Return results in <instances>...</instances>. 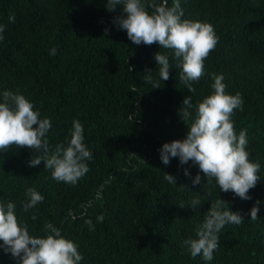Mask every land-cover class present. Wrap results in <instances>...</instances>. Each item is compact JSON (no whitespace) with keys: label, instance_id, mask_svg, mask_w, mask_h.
Returning a JSON list of instances; mask_svg holds the SVG:
<instances>
[{"label":"trees","instance_id":"1","mask_svg":"<svg viewBox=\"0 0 264 264\" xmlns=\"http://www.w3.org/2000/svg\"><path fill=\"white\" fill-rule=\"evenodd\" d=\"M172 3L168 0L169 7ZM180 5L182 19L210 23L219 38L204 75L193 82L195 93L180 82L181 60L171 50L158 43L137 46L117 28L119 6L109 12L106 0H0V25L6 26L0 101L4 91H18L41 119L51 120L49 154L66 145L78 120L93 154L90 171L71 185L53 180L43 161L29 167L32 156L42 153L17 146L0 152V203L16 205L30 235L46 236L49 222L59 228L78 244L80 264H264V0H180ZM160 51L169 57L167 81L155 71ZM146 70L153 71L151 80ZM212 74L223 75L227 94L243 98V109L231 119L237 135L246 130L249 159L260 164V181L249 190V200L220 191L191 161L181 165L173 158L164 165L160 159L164 143L187 136L178 115L182 101L191 96L194 117L195 106L213 92ZM155 82L160 88H153ZM165 173L176 177V185ZM198 173L201 183L193 186ZM29 188L44 200L25 212ZM197 197L202 203L192 209ZM220 198L244 221L222 229L213 260L193 259L182 243L195 237L196 226ZM258 200L259 217L252 221L250 209ZM0 264L18 262L0 249Z\"/></svg>","mask_w":264,"mask_h":264},{"label":"clouds","instance_id":"2","mask_svg":"<svg viewBox=\"0 0 264 264\" xmlns=\"http://www.w3.org/2000/svg\"><path fill=\"white\" fill-rule=\"evenodd\" d=\"M121 8V14L113 19L120 30H125L128 39L135 45H152L158 43L161 49H168L181 60L180 82L189 92L195 93L193 82L199 81L204 75L205 61L215 49L218 36L210 23L182 19L183 9L180 0H173L169 7L168 0H106V9L115 12ZM152 9L150 13L147 9ZM14 20L13 17L9 18ZM6 26L0 25V41L4 40ZM109 29H105V33ZM56 50L52 49V55ZM159 79L167 81L170 78V62L161 51L155 54ZM134 66L129 67L130 72ZM145 76L151 80L153 71L146 70ZM212 94L205 97L195 106V116L191 96H186L178 115L186 124L188 133L183 140L164 143L159 149L160 159L164 165H169L173 158H179L181 165L198 166L203 177L208 181L215 180L220 191L234 193L235 196L249 200V190L253 189L260 177V164L249 159L246 150L248 139L246 130L237 135L232 116L237 109H243L241 94H227L223 75L212 74ZM153 88H160L158 82ZM135 91V89H133ZM130 120L133 116L129 115ZM191 120V124L187 122ZM52 127L49 118L41 119L40 113L34 110L33 104L18 91H4L0 101V152L12 146L28 148L31 152L42 153L32 156L29 167H35L43 161L45 168L51 170L52 179L56 182L75 185L90 171L88 161L92 152L84 143V128L77 120L73 122L70 139L56 146L49 154V144L46 138ZM136 154L128 155L129 159ZM186 176H190L185 169ZM164 179L176 185V177L165 173ZM198 173L192 180L193 186L201 183ZM27 200L23 210L28 212L44 197L34 188L27 189ZM208 195H211L209 190ZM199 197L191 201V208L201 205ZM261 201L250 209L252 221L258 219ZM181 208H183L181 206ZM16 205L12 202L0 203V249L11 254L18 264H80L83 260L78 250V244L62 236L59 228L52 223H46L44 237L30 235L28 225L22 223L16 215ZM35 220L36 216L33 215ZM103 215L97 217L102 222ZM244 217L239 212L229 208L228 202L221 198L211 203L203 223L196 226L195 237L185 239L182 246L188 250L194 259L202 256L205 261L214 258V252L219 248V233L226 225H240ZM89 230H94L92 221L88 220Z\"/></svg>","mask_w":264,"mask_h":264}]
</instances>
